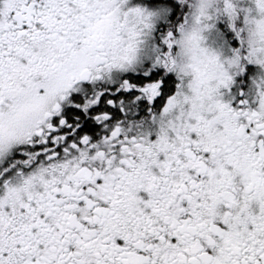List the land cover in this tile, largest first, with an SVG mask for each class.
<instances>
[{"label": "snow or ice", "instance_id": "6c2138e0", "mask_svg": "<svg viewBox=\"0 0 264 264\" xmlns=\"http://www.w3.org/2000/svg\"><path fill=\"white\" fill-rule=\"evenodd\" d=\"M0 264H264V0H0Z\"/></svg>", "mask_w": 264, "mask_h": 264}]
</instances>
